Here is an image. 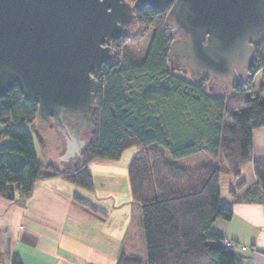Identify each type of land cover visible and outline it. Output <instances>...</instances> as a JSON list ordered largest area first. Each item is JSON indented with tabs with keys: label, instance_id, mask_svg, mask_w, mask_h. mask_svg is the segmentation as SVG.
<instances>
[{
	"label": "trees",
	"instance_id": "1",
	"mask_svg": "<svg viewBox=\"0 0 264 264\" xmlns=\"http://www.w3.org/2000/svg\"><path fill=\"white\" fill-rule=\"evenodd\" d=\"M169 10L134 9L133 25L139 30L153 26L145 55L126 63L114 51L113 61L93 73L99 82L94 130H88L74 164L59 167L37 158L30 132L20 126L29 123L44 144L35 128L37 103L25 101L17 85L0 98V140L11 141L0 147V194L23 201L37 180L58 175L93 191L89 162L119 159L125 149L139 145L128 176L140 213L143 254L123 252L116 264H242L241 246H228L212 227L218 219L232 218L233 201L264 200V160L252 159L253 131L264 127V80L256 94L252 75L244 87L245 82L194 80L171 69ZM262 68L264 42L255 47L250 71ZM217 85L230 92H212ZM201 153L208 154L209 162L193 167L184 161ZM252 160L258 183L247 186L240 169ZM225 174L232 177L226 187L232 201L222 196ZM0 240L8 250L6 224H0ZM11 264L23 263L13 255Z\"/></svg>",
	"mask_w": 264,
	"mask_h": 264
},
{
	"label": "water",
	"instance_id": "2",
	"mask_svg": "<svg viewBox=\"0 0 264 264\" xmlns=\"http://www.w3.org/2000/svg\"><path fill=\"white\" fill-rule=\"evenodd\" d=\"M170 6L171 69L194 80L244 83L264 42V0H0V98L16 85L37 118L64 135L63 160L93 132L99 82L111 43L135 23L134 9ZM73 126L71 129L67 123Z\"/></svg>",
	"mask_w": 264,
	"mask_h": 264
},
{
	"label": "crops",
	"instance_id": "3",
	"mask_svg": "<svg viewBox=\"0 0 264 264\" xmlns=\"http://www.w3.org/2000/svg\"><path fill=\"white\" fill-rule=\"evenodd\" d=\"M10 142L8 138L0 140V147ZM131 155L127 153V161ZM204 159H208V154L194 155L184 161L196 167ZM252 159L264 160V127L253 131ZM253 160L240 169L247 186L258 183ZM110 177L113 178V173ZM223 180V199L232 201L226 189L232 177L225 174ZM120 182L100 181L110 186ZM93 183L94 190L89 191L58 175L37 180L32 193L23 201L0 194V224H6L9 229L8 250L0 240V264H11L13 255H17L23 264H116L123 252L142 255L137 204L132 199L131 206L124 205L118 196L108 204L111 196L98 192L94 179ZM75 196L98 210L79 202ZM232 207V218L216 220L213 231L246 245L245 249H238L242 264H264V200H236Z\"/></svg>",
	"mask_w": 264,
	"mask_h": 264
},
{
	"label": "rangeland",
	"instance_id": "4",
	"mask_svg": "<svg viewBox=\"0 0 264 264\" xmlns=\"http://www.w3.org/2000/svg\"><path fill=\"white\" fill-rule=\"evenodd\" d=\"M132 1V0H131ZM133 2V1H132ZM137 26L131 24L127 29L128 34L123 37L117 44L114 42V51H118L122 54L123 60L127 63L130 59L141 58L145 55L151 37L153 33V26L149 25L146 28L142 25L140 30L136 29ZM117 54V53H116ZM180 74L191 78L188 73H183L178 71ZM263 73L264 68L260 69L257 72H254L252 75V92L256 94L260 93V86L263 82ZM244 87H249V83L245 82ZM215 93L230 92L229 87H224L222 85H217L216 88L211 90ZM261 98L264 100V91L261 92ZM20 126L25 127L31 134L35 153L37 158L41 162H54L59 167H64L66 161L63 160V156L67 152V142L64 135L57 129V127L52 123L44 126L39 121L35 123V128L38 130L39 134L42 136L44 144L39 140L37 132L32 128L29 123H20ZM88 135V129L83 130V136ZM139 145H133L124 150L121 158L116 160L104 159V158H95L92 163H89V168L93 174V179L95 181V187L98 189V192H103L106 195L111 196L107 203H111L118 196L124 205H132V196L129 184L128 168L131 163L133 156H135ZM130 151V152H129ZM127 153L132 155L130 159H127ZM129 157V156H128ZM78 157L75 156L70 159L69 164H74L77 161ZM126 160V162H125ZM96 161V162H94ZM181 162V161H180ZM201 162H209V159H204ZM106 164V165H105ZM109 165V166H107ZM111 171V172H110ZM113 171V172H112ZM113 173V178L110 177ZM105 175H107L105 177ZM100 181H121L119 184L113 186L100 183ZM81 189V188H79ZM83 190V189H81ZM84 192H87L83 190ZM88 193V192H87Z\"/></svg>",
	"mask_w": 264,
	"mask_h": 264
},
{
	"label": "built area",
	"instance_id": "5",
	"mask_svg": "<svg viewBox=\"0 0 264 264\" xmlns=\"http://www.w3.org/2000/svg\"><path fill=\"white\" fill-rule=\"evenodd\" d=\"M225 243H226L228 246H230V247L241 246L242 249H245V248H246V245L238 244V243H236L235 241L230 240V239H226V240H225Z\"/></svg>",
	"mask_w": 264,
	"mask_h": 264
},
{
	"label": "flooded vegetation",
	"instance_id": "6",
	"mask_svg": "<svg viewBox=\"0 0 264 264\" xmlns=\"http://www.w3.org/2000/svg\"><path fill=\"white\" fill-rule=\"evenodd\" d=\"M129 1L132 3V1H131V0H129ZM128 28H129V27H128ZM115 41H116V40H113V41H112V43H111V46H112V52H113V54H114V46H113V45H114V42H115ZM67 125H68V127H69L70 129H71V127L73 126V125H72L70 122H68V123H67ZM81 137H83V138H87V136H86V137H84V136H83V134H82V136H81Z\"/></svg>",
	"mask_w": 264,
	"mask_h": 264
}]
</instances>
